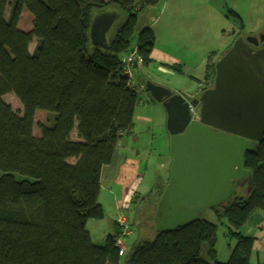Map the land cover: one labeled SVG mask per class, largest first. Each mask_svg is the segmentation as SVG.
<instances>
[{"label": "trees", "instance_id": "1", "mask_svg": "<svg viewBox=\"0 0 264 264\" xmlns=\"http://www.w3.org/2000/svg\"><path fill=\"white\" fill-rule=\"evenodd\" d=\"M162 1L0 0V264H118L123 257L127 264H251L255 239L240 228L264 209V140L245 155L244 165L253 171L251 190L238 187L228 201L212 207L224 213L237 239L228 262L216 259L218 224L204 215L174 230L156 229L160 186L167 182L138 196L154 209L152 239L134 241L121 253L119 222L103 245L93 242L87 227L89 219L105 217L99 201L102 169L122 140L136 137L140 91L158 102L139 80L153 61L152 27L138 36L143 62L131 64L134 83L124 73V59L133 47L140 9ZM24 10L34 17L30 31L19 27ZM105 12L125 16L101 45L93 42L91 27ZM213 57L204 89L214 83ZM9 92L22 102V114L3 98ZM38 110L55 114L51 124L40 125V135L33 130ZM74 129L78 140L71 137ZM204 244L208 258L202 256Z\"/></svg>", "mask_w": 264, "mask_h": 264}, {"label": "rangeland", "instance_id": "2", "mask_svg": "<svg viewBox=\"0 0 264 264\" xmlns=\"http://www.w3.org/2000/svg\"><path fill=\"white\" fill-rule=\"evenodd\" d=\"M9 13L10 7L6 11L7 17ZM124 16L122 14L115 19L107 32L108 37L114 33L116 24L122 21ZM33 22V14L24 10L20 17L19 27L30 31L33 28ZM147 26L152 27L155 32L153 50L156 49L164 54L172 53L182 61L175 67L165 68L161 67L159 60L153 58V61L144 67L139 80L141 82L144 80L145 83L154 82L174 92L180 91L195 95L201 92L198 78L203 79L206 70L205 60L208 55L213 54V60L216 63L238 37L259 36L264 33V0H165L157 6H144L139 11L138 24L132 40L133 46L138 43L140 31ZM36 42L34 38L29 47L31 52ZM214 51L216 54L213 53ZM140 96L141 101L136 108V137L130 136V150L126 154L138 156L141 159L140 192L148 194L152 188L157 190L161 185L160 182L168 181L173 156L167 129V111L164 105L151 100L146 90H141ZM3 98L16 112L22 114L23 104L14 92L6 93ZM54 116L53 112L38 110L35 114L34 134L40 135V125L51 124ZM71 137L79 139L77 129L73 130ZM124 144L126 143H123V146ZM162 188L164 189L165 186H160V189ZM108 193V190L103 189L99 201L105 208L110 209L111 201L107 202L110 200L107 197ZM137 201L133 200L129 206L125 207L132 230V233L125 239L127 247H130L136 239L140 241L144 238L152 239L155 236L153 206L145 207L137 204ZM147 214L148 218H145ZM220 214L208 208L204 217L218 224L216 259L228 262L237 244V239L231 233L227 217L222 211ZM105 221L90 219L88 222L87 227L95 244L105 243L107 237L103 236ZM240 231L255 239L251 264H264V209H258L253 217L240 228ZM207 248V244H204L202 256L205 258H208ZM118 264H127L125 257Z\"/></svg>", "mask_w": 264, "mask_h": 264}, {"label": "water", "instance_id": "3", "mask_svg": "<svg viewBox=\"0 0 264 264\" xmlns=\"http://www.w3.org/2000/svg\"><path fill=\"white\" fill-rule=\"evenodd\" d=\"M115 18L110 12L94 18V43L107 45ZM263 41L264 33L238 37L216 61L214 83L199 97L147 81L167 111L173 155L155 211L158 231L201 218L208 208L228 201L237 187L251 190L253 171L244 161L247 151H257L264 140V46L255 47Z\"/></svg>", "mask_w": 264, "mask_h": 264}, {"label": "crops", "instance_id": "4", "mask_svg": "<svg viewBox=\"0 0 264 264\" xmlns=\"http://www.w3.org/2000/svg\"><path fill=\"white\" fill-rule=\"evenodd\" d=\"M165 0H163V3ZM237 12L236 10H234ZM221 28H219L220 30ZM232 44V43H231ZM230 44V45H231ZM152 59L156 58L162 64L161 67L168 68L173 64H181V61L172 53L164 54L156 49L152 51L151 54ZM209 57V55H208ZM205 60L206 64L208 63V59ZM166 65H164V64ZM170 65V66H168ZM144 69V68H143ZM143 69L141 71H143ZM205 72L203 75V79H199V87L200 91L204 89L208 84V81L205 79ZM198 77V76H197ZM196 77V78H197ZM199 91V92H200ZM180 92V91H177ZM76 140V139H75ZM78 140V139H77ZM123 143L124 144L123 146ZM121 145L116 148L113 159L110 164L104 165L102 169L101 179H102V190H108V198L111 201L110 209L105 208V217L99 219V221L106 220L103 223V236H107L109 233L114 232L115 222L118 223L119 217L124 215L127 221H130L126 215L125 207L129 206L132 201L139 203L140 205H149L148 201L145 199H138V196L142 195L140 192L141 187V159L138 156H128L126 153L130 150V139L122 140ZM141 193V194H140ZM144 194V193H143ZM101 195V193H100ZM137 196V197H136ZM142 198V197H141ZM106 202V203H107ZM95 219V218H91ZM90 219L87 221V225ZM91 233V232H90ZM92 236V234H91ZM135 241H138L137 239Z\"/></svg>", "mask_w": 264, "mask_h": 264}, {"label": "built area", "instance_id": "5", "mask_svg": "<svg viewBox=\"0 0 264 264\" xmlns=\"http://www.w3.org/2000/svg\"><path fill=\"white\" fill-rule=\"evenodd\" d=\"M124 60H125L124 73L130 79V81L134 83L136 82V76H135V72L131 68V64H133V62H136L138 65H141L143 62V57L139 53L137 45L131 48L130 52L128 53V55L125 57ZM122 223H123V230L120 236L117 238V242H116V244L119 246L121 250V253L126 251L127 245H126L125 239H126V236L130 235L132 232L128 224H126L123 221Z\"/></svg>", "mask_w": 264, "mask_h": 264}, {"label": "flooded vegetation", "instance_id": "6", "mask_svg": "<svg viewBox=\"0 0 264 264\" xmlns=\"http://www.w3.org/2000/svg\"><path fill=\"white\" fill-rule=\"evenodd\" d=\"M264 46V41L263 42H260V44L258 45V46H255L256 48H261V47H263ZM201 94V93H200ZM199 93H197V94H195L194 96L195 97H199V95H200ZM200 105L201 104H198V108L196 109V110H198L199 111V107H200ZM196 110H194L195 112H196ZM196 116H198V114H196ZM171 138V135L169 134V139ZM173 156V155H172ZM244 187H246V186H244ZM237 189H238V187H237ZM247 189V188H246Z\"/></svg>", "mask_w": 264, "mask_h": 264}, {"label": "bare ground", "instance_id": "7", "mask_svg": "<svg viewBox=\"0 0 264 264\" xmlns=\"http://www.w3.org/2000/svg\"><path fill=\"white\" fill-rule=\"evenodd\" d=\"M202 91H203V90H202ZM202 91H201V92H202ZM201 92H200V93H201ZM200 93H199V94H200ZM121 220L130 226V224L128 223L126 217H125L124 215H122V214H121V216L119 217L118 222H119V223L122 225V227H123V223H122ZM130 228H131V226H130ZM131 231H132V230H131ZM131 233H132V232H131Z\"/></svg>", "mask_w": 264, "mask_h": 264}, {"label": "clouds", "instance_id": "8", "mask_svg": "<svg viewBox=\"0 0 264 264\" xmlns=\"http://www.w3.org/2000/svg\"><path fill=\"white\" fill-rule=\"evenodd\" d=\"M169 180V179H168Z\"/></svg>", "mask_w": 264, "mask_h": 264}]
</instances>
